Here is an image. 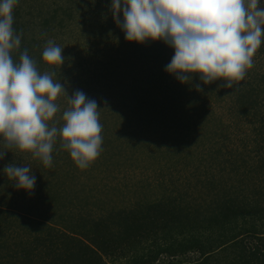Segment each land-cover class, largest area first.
<instances>
[{
    "label": "trees",
    "instance_id": "16d2710c",
    "mask_svg": "<svg viewBox=\"0 0 264 264\" xmlns=\"http://www.w3.org/2000/svg\"><path fill=\"white\" fill-rule=\"evenodd\" d=\"M25 1L18 0L13 9V28L22 33L19 49L10 53L16 63L28 48L25 40L30 32L36 34L38 48H44L77 11L73 0H49L51 9L47 0ZM99 35L102 40L97 43L109 36L105 29ZM196 83L198 76L191 85L171 78L167 93L158 90L166 102L164 112L156 113L161 115L142 117L136 111L144 102L138 94L139 103L131 101V119L119 108L103 111L98 106L100 155L78 171L58 140L52 166L38 161L43 167L38 200L27 205L29 210L19 206L29 195L16 189L3 172L13 163L11 151L6 153L0 160V264H112L107 259L115 262L121 256H128L125 264H264V37L253 67L233 88L201 84L202 93L210 95L195 99L198 92L191 87ZM223 105L231 118L226 123L218 112ZM106 116L113 123L120 118L115 140L127 126H132L133 134L148 131L152 126L144 121L147 118L157 119L159 128L171 117L178 127L191 130L180 137L168 122L154 141L144 134L148 139L114 143L107 139L111 121ZM196 127L198 137L193 134ZM142 146L152 150L146 157L154 163L155 168L149 169L158 180L149 181L147 174L124 183L125 176L114 172L121 174L127 149L139 152ZM4 150L0 138V151ZM24 153L18 155L19 166L27 165ZM61 159L68 160L63 168L58 165ZM173 171H178L176 177ZM11 192L22 198L21 203L14 204Z\"/></svg>",
    "mask_w": 264,
    "mask_h": 264
},
{
    "label": "clouds",
    "instance_id": "9594fccd",
    "mask_svg": "<svg viewBox=\"0 0 264 264\" xmlns=\"http://www.w3.org/2000/svg\"><path fill=\"white\" fill-rule=\"evenodd\" d=\"M18 0H0V138L4 151L31 153L51 167L54 145L67 151L81 170L101 153L103 137L97 101L80 90L68 95L55 72L38 70L24 50L19 62L10 53L19 49L21 34L13 28ZM109 10L128 42L162 41L174 49L165 71L182 84L203 92V85L223 81L233 88L253 67V57L264 37V0H111ZM122 15V19H121ZM64 48L49 39L42 51L48 66H61ZM67 97L61 117L56 103ZM16 189L31 192L36 183L30 166L15 162L3 169Z\"/></svg>",
    "mask_w": 264,
    "mask_h": 264
},
{
    "label": "rangeland",
    "instance_id": "374dc122",
    "mask_svg": "<svg viewBox=\"0 0 264 264\" xmlns=\"http://www.w3.org/2000/svg\"><path fill=\"white\" fill-rule=\"evenodd\" d=\"M27 2L29 1H25V4ZM73 2H76L75 5L77 7V11L73 13L72 18L66 21L67 23L65 28H63L64 31L61 30L62 32L60 33L57 30V33H55V35L51 38L53 41L57 42V45L64 48L62 53L64 63L61 66H48L42 61V51L44 48H38V45L33 40L34 37H36V34H31L30 32L27 36V40H25V44L28 45V54L36 61L38 69H41V74L45 71L51 72L52 69L56 68V76L54 77V80H61V83L65 87L69 96L77 90L83 91L87 97L96 100L97 106H100V109H103V111L106 107L109 109L107 111L119 108L121 111H125L124 114L127 118H134L132 117L133 113L130 105L131 101L137 100L136 95L138 94V98L144 102L142 103L143 105H141V107L136 111L138 113L141 112L142 117H145L147 114L151 116L161 115L156 113L159 110L164 112L162 107L166 106V102L165 99L158 94V90L160 91L164 88V92L167 93V82L174 77L165 71L166 65L171 61L174 55V49L168 47L162 41H148L143 44L126 41L124 33L119 27H117L113 20L112 13L109 10L111 0H73ZM47 5L48 9H51L53 6L49 0H47ZM103 29H105L106 34L108 33L109 36H103L105 41L97 43L102 40V36H100L99 33L101 31L103 32ZM29 38L31 41L28 40ZM161 58L162 60H160ZM99 80L102 86L98 87ZM221 84H223V82L218 80L211 85L220 86ZM193 88L194 87H191V89ZM186 91L190 92L191 90L187 89ZM202 95H210V92L205 91L202 94L201 92H198L195 99L199 96L201 97ZM56 103L61 109L55 117V119L58 120L61 117L62 112L68 106L67 97L63 95L59 96ZM138 103L139 100H137L136 104ZM224 107L225 105H223L218 112H222L221 118L226 123L231 120V118L228 117L229 114ZM135 109L136 108H133V110ZM170 118H166L164 120L167 122L165 123V126H169L168 122L171 123L170 125H172V127L175 126L174 128L179 131L178 136L183 137L190 132L191 129L187 131L186 129L178 127L175 120ZM106 119L111 121L106 127V133L109 135L107 139L113 141L114 143L118 141L125 144L136 138L145 139L146 137L142 136L144 134H146L147 137H153L152 140L154 141L156 139L155 134L158 129H161L162 127L159 126L158 128L155 126L154 122H158L157 119L154 120L153 118V120H149L147 118L144 121L149 122L152 126L148 129V131L145 133L140 132V134H133L131 133L132 126H127L125 132H119L120 134L118 135V139L115 140V136L113 135H115L122 126L120 118L115 121L116 123H113L109 116H106ZM165 126H163L162 129ZM210 127H212L211 124H208L205 128L208 134L209 130L212 129H210ZM172 129L167 130L166 134L170 133L169 131ZM193 131H196L193 132L196 137L200 135L198 127H196ZM157 137H159V135H157ZM170 137L171 139L173 138L171 135ZM162 139L163 138L159 140L158 144ZM113 142H111L112 145ZM147 148L150 147H139L140 153L138 150L134 151L127 149L124 152L126 160L125 165L122 167L121 174L119 175L118 171H116L114 172V175L117 177L124 175L126 178L123 180L124 183L128 181L130 182V179L133 178L137 180L141 177H146L147 174L149 175V178H147L149 181L158 180L154 171L150 170L155 167L154 163H151V158L146 157L147 154L152 152V150ZM20 153L22 152L18 150H11L10 152L12 161L17 165L18 155ZM24 156H26L27 166H30L32 174L36 177L34 189L31 192L24 191V193L29 195L30 199L26 201L27 198L25 197V202L19 204L20 207L29 210L27 205L29 203H33L35 200H38V194H36L37 187L39 186L38 177L42 173L41 171L43 167L39 166V160L32 159L31 153H24ZM160 158L161 157H159V159ZM120 159L124 158L121 157ZM69 160H71V163H74L72 166L76 165L71 157ZM67 162L68 160L61 159L58 165L61 163L63 168ZM136 162H139L138 166L133 164ZM23 165L26 164L22 162L21 166ZM177 167L182 168V165H178ZM78 171H81V169L78 168ZM177 172L178 171L172 172L173 177H176L175 174ZM45 175H47L46 172H44V176ZM167 176L168 174H165V177ZM7 187L9 186L7 185ZM9 195L11 196V200L16 201L14 203L15 205L18 204L17 201H22V198H20L17 193L13 195L11 192ZM9 202L10 200H8V203ZM127 258L128 256H121L115 262L109 259L107 260L111 261L110 263L112 264H125L127 263Z\"/></svg>",
    "mask_w": 264,
    "mask_h": 264
}]
</instances>
